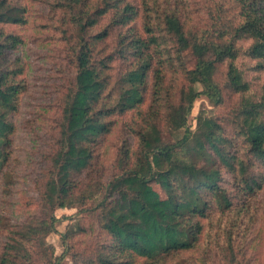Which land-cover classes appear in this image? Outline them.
Segmentation results:
<instances>
[{
	"label": "trees",
	"instance_id": "1",
	"mask_svg": "<svg viewBox=\"0 0 264 264\" xmlns=\"http://www.w3.org/2000/svg\"><path fill=\"white\" fill-rule=\"evenodd\" d=\"M43 1L62 12L73 74L55 141L35 180L44 216L5 223L4 203L14 209L18 199L14 118L27 84L22 59L13 56L25 39L4 25H25L29 18L23 0H0V264H60L47 237L59 220L54 211L73 208L75 201L82 206L79 212L97 213L105 235L88 263L174 264L180 255L194 253L200 264H209L204 257L208 226L237 203L223 182L224 172L232 175L237 196L264 188V83L252 95L236 64L243 54L264 72V0H233L237 15L232 17H225L222 4L213 26L203 29L188 25L179 9L183 0ZM114 31L116 40L109 46ZM186 50L196 57L194 68L184 59ZM226 62L221 87L216 73ZM197 84L203 89L198 91ZM224 88L239 95L230 114L200 112L192 130L195 101L205 95L219 104ZM131 111L141 118L131 131L137 142L133 146L129 137L123 142L119 172L107 180L101 200L89 205L94 181L88 174L100 145L113 132L115 116ZM164 130L184 134L163 145ZM63 239L67 251L69 232Z\"/></svg>",
	"mask_w": 264,
	"mask_h": 264
},
{
	"label": "rangeland",
	"instance_id": "2",
	"mask_svg": "<svg viewBox=\"0 0 264 264\" xmlns=\"http://www.w3.org/2000/svg\"><path fill=\"white\" fill-rule=\"evenodd\" d=\"M97 1L91 0L92 3ZM23 2L28 7L29 22L25 25H4L6 30L19 33L25 39V43L13 52V56L22 59L25 67L23 78L27 84V90L21 98L20 111L14 118L16 133L12 147V166L17 179L18 199L14 209L4 203L1 212L9 216L5 218V223L11 220L22 221L32 215L44 216L46 207L36 196L35 180L44 169L43 159L55 141L61 123L62 99L70 87L73 74L69 64V44L64 38L66 24L63 23L62 12L51 10L43 0ZM222 4L227 9L225 17L237 15L233 0H183L179 9L190 27L203 29L213 26L216 16L221 14ZM110 17L108 15L102 20L103 26L109 23ZM136 22L140 25L141 19L138 17ZM116 36L117 32L114 31L107 43L109 46L114 45ZM241 43L245 48L249 40ZM183 56L190 68L196 66L197 60L191 50L184 51ZM236 64L250 82L252 95L259 93L264 83V72L254 69L256 60L242 54L236 59ZM227 69V62L218 67L216 81L221 87L226 83ZM195 88L198 91L203 89L200 84ZM223 90V99L219 104H214L205 95L195 101L189 116L192 130L197 128L200 112L220 118L230 114V110L239 101V95L225 88ZM149 103L148 96L146 105ZM139 115L137 111H131L115 116L114 130L100 145L99 155L93 161V171L88 174L89 181H94V198L89 200V205L101 200V191L107 180L119 172L117 157L120 156L123 142L128 137L133 146L137 142L136 135L131 131L132 127L141 122ZM183 134L184 130H164L162 144L175 142ZM233 180L230 173L224 172L223 182L231 194L236 196L234 200L237 203L232 211L216 216L212 227L208 226L204 257L210 258V261L207 260L209 264H229L232 251L235 258L233 264H264V188L249 195L240 192L237 196ZM153 186L163 198L167 197L166 191L159 184L153 183ZM75 202L73 208H58L54 211L59 220L56 230L47 237V242L55 247L60 264H73L75 261L77 264H93L88 263V260L93 259L96 247L105 235L100 228L97 213L79 212L82 206L78 201ZM67 232L69 248L66 251L63 236ZM2 243L0 236V252ZM183 260L186 264L201 263L195 259L194 253H189L177 257L174 264H182Z\"/></svg>",
	"mask_w": 264,
	"mask_h": 264
}]
</instances>
